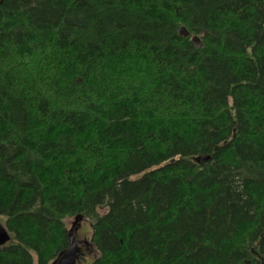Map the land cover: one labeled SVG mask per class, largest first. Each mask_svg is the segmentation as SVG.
Here are the masks:
<instances>
[{"label":"trees","instance_id":"trees-1","mask_svg":"<svg viewBox=\"0 0 264 264\" xmlns=\"http://www.w3.org/2000/svg\"><path fill=\"white\" fill-rule=\"evenodd\" d=\"M76 216L90 264H264V0H0V264Z\"/></svg>","mask_w":264,"mask_h":264},{"label":"rangeland","instance_id":"rangeland-1","mask_svg":"<svg viewBox=\"0 0 264 264\" xmlns=\"http://www.w3.org/2000/svg\"><path fill=\"white\" fill-rule=\"evenodd\" d=\"M192 40L195 44L199 45L200 41L198 37H192ZM75 218V217H74ZM74 218H66L65 224L68 228H71V225L74 221ZM0 223L4 225L3 220L0 218ZM76 225V229L73 231V239L78 244L79 249V258L76 264H90L92 258L96 255V252L91 248L89 243L90 239V225L88 220L82 218ZM51 264V263H50Z\"/></svg>","mask_w":264,"mask_h":264},{"label":"water","instance_id":"water-1","mask_svg":"<svg viewBox=\"0 0 264 264\" xmlns=\"http://www.w3.org/2000/svg\"><path fill=\"white\" fill-rule=\"evenodd\" d=\"M181 33L187 35L186 32H184L183 29H181ZM203 160H208L209 156L203 157ZM196 162L200 161V157L195 158ZM83 217L82 216H76L74 218V221L71 225V228L68 231L69 234V243L70 247L67 248V250L61 252L51 264H76L77 260L79 258V247L77 242L73 239V231L76 229V225ZM9 234L6 230V228L0 223V246L5 244L9 240Z\"/></svg>","mask_w":264,"mask_h":264}]
</instances>
